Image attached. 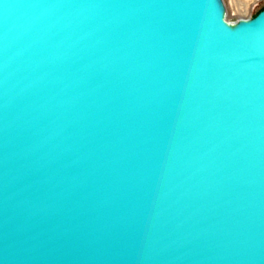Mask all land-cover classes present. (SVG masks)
<instances>
[{
	"label": "water",
	"instance_id": "water-1",
	"mask_svg": "<svg viewBox=\"0 0 264 264\" xmlns=\"http://www.w3.org/2000/svg\"><path fill=\"white\" fill-rule=\"evenodd\" d=\"M0 264H264V9L0 0Z\"/></svg>",
	"mask_w": 264,
	"mask_h": 264
},
{
	"label": "rangeland",
	"instance_id": "rangeland-1",
	"mask_svg": "<svg viewBox=\"0 0 264 264\" xmlns=\"http://www.w3.org/2000/svg\"><path fill=\"white\" fill-rule=\"evenodd\" d=\"M226 20L234 23L239 19L252 18L264 8V0H223Z\"/></svg>",
	"mask_w": 264,
	"mask_h": 264
},
{
	"label": "trees",
	"instance_id": "trees-1",
	"mask_svg": "<svg viewBox=\"0 0 264 264\" xmlns=\"http://www.w3.org/2000/svg\"><path fill=\"white\" fill-rule=\"evenodd\" d=\"M263 9H264V8H263ZM263 9H261V10H263ZM261 10H260V11H261ZM258 12H259V11H258ZM258 12H257V13H258ZM257 13H256V14H257ZM256 14H255V15H256Z\"/></svg>",
	"mask_w": 264,
	"mask_h": 264
}]
</instances>
